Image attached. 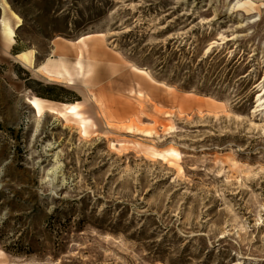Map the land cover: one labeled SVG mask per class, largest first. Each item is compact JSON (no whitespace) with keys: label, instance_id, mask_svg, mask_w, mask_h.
Listing matches in <instances>:
<instances>
[{"label":"rangeland","instance_id":"rangeland-1","mask_svg":"<svg viewBox=\"0 0 264 264\" xmlns=\"http://www.w3.org/2000/svg\"><path fill=\"white\" fill-rule=\"evenodd\" d=\"M244 1L0 0V264H264V0ZM95 33L72 84L15 58L60 37L74 68Z\"/></svg>","mask_w":264,"mask_h":264},{"label":"bare ground","instance_id":"bare-ground-1","mask_svg":"<svg viewBox=\"0 0 264 264\" xmlns=\"http://www.w3.org/2000/svg\"><path fill=\"white\" fill-rule=\"evenodd\" d=\"M238 7H242L245 8L246 11H250L253 9V3L250 0H246L244 1V3L238 4ZM181 14L183 15L184 12H182ZM164 15H167V13ZM15 17L17 16L15 15ZM19 25L20 23L18 22L16 26ZM4 26L7 35L10 37L11 40H13L12 30L5 23ZM103 36H104L103 33L85 34L78 36L72 42V44L76 46V54H77L76 66L78 69V74L81 75L84 74L82 71L83 69L82 60L85 57H89L90 55L91 48H90L89 40L91 38H102ZM228 39H232V38L222 37L219 38L218 41L214 40L213 42L214 44L219 45L225 43V41ZM35 53L36 52L34 49L22 50L15 54V58L26 67L33 68L35 61ZM66 73L68 72L66 71ZM89 75H90V71H86L84 74L85 79H87ZM67 79H68V83L72 84L71 82L72 79L70 77H68ZM119 82H121L122 87L126 88V90L134 93L138 99L145 100L151 103L152 105H154L155 107L168 106L171 104L170 102L172 98L169 91H167L164 88L158 87L157 85H155L153 81H151L149 78L145 76L144 77L139 76L137 73L131 75L125 72L124 76ZM263 96H264V91L258 93L257 95L258 104L256 105V107H260L263 105L264 103ZM28 102L37 114L39 115L42 114L45 105L43 104V100L41 98L33 97L28 99ZM61 107L63 110H55V109H51V110L55 113H58L59 115H72V117H75L79 120L81 127H84V125L85 126L88 125V123L86 124V122L80 118L79 111L81 110V106L79 104L62 103ZM166 152L169 156L173 157L174 159L179 157V153L177 152V150L173 148L166 150ZM160 155L162 158L166 157L164 154H160Z\"/></svg>","mask_w":264,"mask_h":264},{"label":"crops","instance_id":"crops-1","mask_svg":"<svg viewBox=\"0 0 264 264\" xmlns=\"http://www.w3.org/2000/svg\"><path fill=\"white\" fill-rule=\"evenodd\" d=\"M60 37H55L51 40L50 44H51V51L52 53H50V56L47 57V54L46 56H43V59L41 60V62L38 64V67H37V64H36V58H37V55L35 56V61H34V67L36 69V71L42 75L44 78L48 79V80H55L54 78L55 77H61V76H64L65 78H68L70 77L71 79L74 78V76H76L78 74V69H77V66L74 67V68H67V67H60V65H57L58 63V60L61 58L59 57L58 53H57V50H58V46H60L62 43H60ZM71 44L73 41H70ZM69 42V43H70ZM76 58H77V54H76ZM36 65V67H35ZM66 71L68 73H66ZM122 71V70H121ZM120 71V73L117 75H115V84H119L120 87H122L121 85V79L122 77L124 76L125 72L124 71L123 73ZM120 89V88H119Z\"/></svg>","mask_w":264,"mask_h":264}]
</instances>
